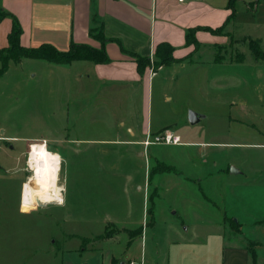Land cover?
<instances>
[{"label":"crops","instance_id":"obj_1","mask_svg":"<svg viewBox=\"0 0 264 264\" xmlns=\"http://www.w3.org/2000/svg\"><path fill=\"white\" fill-rule=\"evenodd\" d=\"M13 18L23 48L48 45L66 52L71 45L88 46L103 50L108 61L49 63L56 66L58 93L73 90L81 130L46 139L64 162L60 213L47 217L54 231L10 228L8 241L0 243V264H264V202L260 213L252 211L256 189H264V98L251 82L241 95L244 61L235 63L239 52L224 49L245 44L244 38L259 40L261 47L264 37L256 30L264 29V0H0V51L8 47ZM242 25L254 34L235 38ZM161 44L171 47L174 62L155 68ZM137 57L149 60L142 71ZM176 99L184 107L180 116ZM246 106L244 120L239 112ZM215 111L222 115L215 117L222 126L215 133L185 131L186 124L214 118ZM164 130L181 138V145L165 146L176 154L167 161L151 155L160 146L140 144ZM146 153L139 171L135 162ZM165 165L168 171L160 174ZM166 177L181 187L172 215L196 220L172 226L174 236L164 244L151 243L148 217L154 219ZM26 189L31 207L20 195L17 210L36 209L38 218L47 205L36 208ZM96 224L98 232L79 229ZM107 224L138 229L139 235L85 241L102 237Z\"/></svg>","mask_w":264,"mask_h":264},{"label":"rangeland","instance_id":"obj_2","mask_svg":"<svg viewBox=\"0 0 264 264\" xmlns=\"http://www.w3.org/2000/svg\"><path fill=\"white\" fill-rule=\"evenodd\" d=\"M256 33L260 35V38L264 37V29H258ZM233 34L235 38H241L254 33H251L249 26L242 25L238 26ZM245 48H247L246 43L224 47L225 52H232L236 49L239 53L242 52L245 55L244 62L239 65L241 78L247 81L246 85L242 84L241 95L249 93L248 83L251 82V84H256L257 97L259 98L261 95L264 98V60L261 61L262 64H255L249 51L244 50ZM261 49L264 53V39ZM237 51H234V53ZM222 52V50L219 52L220 55ZM203 55L207 58L209 53H204ZM22 60L19 64L9 62L7 72L0 77V132H4L0 136V243L8 241L9 234L6 233H8L10 228L41 227L43 229L45 227V230L50 233L54 231L55 224H52L54 223L53 220L47 217L53 218L57 212L60 213V211L56 210V205H47V208H41L38 218L37 214H35L36 209L20 208V210H17L20 195L23 204L30 206L28 197L25 194L26 180L32 177V172L28 166L30 148L35 144L45 142L47 145L46 150L56 154L55 146H50L46 139H53L57 136L58 131L63 133L64 129H66V133L72 132L77 126L81 130L79 121H74L73 90L68 87L65 92L58 93L56 66L40 60ZM69 81L72 83V79H69ZM179 99H176L178 116L181 115V109H184ZM247 109V106L242 107L241 110L244 112H239L244 120L248 119L246 115ZM222 114H225V112ZM103 115L106 116L104 109ZM219 116H222L221 113L215 111L214 118H209L207 121L199 122L195 125L186 124L185 131L190 136H196L201 133L203 128H206L210 130V135H212L217 128H222L221 123L216 120ZM224 128L226 130V127ZM152 149L156 150V153H153L152 150L150 151L152 156L164 158L165 161L176 155L170 147L160 146ZM149 153L145 154L146 159L142 157L141 160L135 162L138 167H142L139 171L143 170L147 164L146 160ZM60 162L57 184L62 188V195L64 189V162L61 158ZM136 165L131 164L130 166ZM166 166L160 168V174L162 171H168ZM160 188V198L157 201L159 207L155 212L154 219L148 217L147 238L151 243L164 244L169 235L171 237L174 236L171 232L172 226L179 227L182 221L185 225H193L196 219L181 217L177 214L172 215V207L180 203L178 199L181 193L179 191L176 192V190L181 188L180 186L173 185L172 187L166 177L162 178ZM263 202L264 189L259 187L256 189L255 200L252 202V211L255 215L262 211ZM215 203L220 206L217 201ZM240 208L242 209V207H239V211L241 210ZM18 211H20V216H18ZM84 228L92 229L96 232L100 230V226L97 224L87 227L81 225L79 227L80 230ZM182 234L185 236V232H182ZM138 235V229L130 230L107 224L102 237H109L119 241L122 239H135ZM187 235L189 237L196 236L195 233L190 231ZM102 237L94 236L92 239H86L85 241L88 243L89 241L100 240ZM15 240L18 242L24 241L21 237H16Z\"/></svg>","mask_w":264,"mask_h":264},{"label":"trees","instance_id":"obj_3","mask_svg":"<svg viewBox=\"0 0 264 264\" xmlns=\"http://www.w3.org/2000/svg\"><path fill=\"white\" fill-rule=\"evenodd\" d=\"M20 33V27L16 19L13 18V26L8 35V47L0 51V77L7 72L9 62L19 64L22 59L43 60L48 63L61 65L70 64L74 61H89L93 63H106L108 61L103 50L92 49L88 46L71 45L66 52H59L52 46L48 45H42L37 48H23L19 44ZM189 35L190 34L188 33V39ZM94 37L98 40L103 39L100 32L95 33ZM240 42L247 44L251 56L255 60H264V54L261 50L259 40L244 38ZM171 53V47L166 44L159 45L155 51L156 62H154V67L157 68L163 64L174 62ZM217 57L218 56H216V61H219ZM232 61L235 63H242L244 61V55L241 53H235ZM136 62L139 71H142L144 67L149 64L148 59L140 57L136 58Z\"/></svg>","mask_w":264,"mask_h":264},{"label":"bare ground","instance_id":"obj_4","mask_svg":"<svg viewBox=\"0 0 264 264\" xmlns=\"http://www.w3.org/2000/svg\"><path fill=\"white\" fill-rule=\"evenodd\" d=\"M60 164L58 155L48 152L43 143L30 148L28 166L32 177L26 180V190L35 207L39 204H61L62 188L57 184Z\"/></svg>","mask_w":264,"mask_h":264},{"label":"built area","instance_id":"obj_5","mask_svg":"<svg viewBox=\"0 0 264 264\" xmlns=\"http://www.w3.org/2000/svg\"><path fill=\"white\" fill-rule=\"evenodd\" d=\"M178 3H185L188 0H177ZM47 147L45 142H42ZM140 144L147 149L150 146H177L181 145V138L169 130H164L159 133L147 135ZM62 203V202H61Z\"/></svg>","mask_w":264,"mask_h":264},{"label":"water","instance_id":"obj_6","mask_svg":"<svg viewBox=\"0 0 264 264\" xmlns=\"http://www.w3.org/2000/svg\"><path fill=\"white\" fill-rule=\"evenodd\" d=\"M196 121V117L194 114H190L189 115V122L190 124H193L194 122ZM46 205H57V204H54V203H50V204H39L37 207H45Z\"/></svg>","mask_w":264,"mask_h":264}]
</instances>
